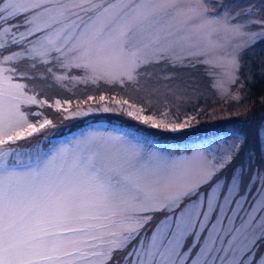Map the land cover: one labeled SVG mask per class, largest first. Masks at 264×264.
I'll use <instances>...</instances> for the list:
<instances>
[{
	"label": "snow or ice",
	"instance_id": "6c2138e0",
	"mask_svg": "<svg viewBox=\"0 0 264 264\" xmlns=\"http://www.w3.org/2000/svg\"><path fill=\"white\" fill-rule=\"evenodd\" d=\"M261 41L264 0H0V264H264V169L232 168L239 135L176 155L122 128L57 139L43 111L177 132L200 113L148 114L127 93L150 100L168 69L203 65L208 87L238 102L242 54ZM79 85L115 94L74 109L43 94Z\"/></svg>",
	"mask_w": 264,
	"mask_h": 264
},
{
	"label": "rangeland",
	"instance_id": "374dc122",
	"mask_svg": "<svg viewBox=\"0 0 264 264\" xmlns=\"http://www.w3.org/2000/svg\"><path fill=\"white\" fill-rule=\"evenodd\" d=\"M211 3H215L216 0H210ZM229 2L233 3L234 5H239L240 7L245 6L249 0H229ZM264 48V41L258 42L256 45H254L252 48L248 49L247 51H245L242 54V58H243V63H242V58H241V62L243 64V67L241 68L242 71L240 70L239 72V83L237 85H234L232 88L233 92H239L240 95V99L239 101H229V102H224L217 94L214 90H212L210 87H208V77L205 75V66L203 65H197L196 67L193 68H184V69H168V72H171L174 75V79L171 81L166 82L167 83V87H165V82H161V83H153L152 87L158 89V91L155 93V95L149 100L148 96L146 93L141 92V93H133V100L138 103V104H143L146 107H148L150 109L148 114H151V112L156 111L157 109H161L163 107L170 106L171 110L173 113H175L177 116H179V118L181 120H183L184 116L187 115L186 111L188 113V111L193 107V102L191 100H184L186 101L188 104L182 103L180 101L181 97H186V98H191V94H192V87H201V95L198 97L199 99H203L207 102V104L205 103V105L200 104L199 107L203 109L204 114H208L207 118H204L205 121H203V125H200V127H206V126H211L214 125V122H220L232 117H240L243 115V111H244V106L246 105V98H245V93H247V85L248 83L251 81L250 80V76H251V70H250V65H251V60L259 57V55L257 54V52L259 54L262 53V49ZM245 55V56H244ZM244 56V57H243ZM83 87H90L88 90H92V92H87L85 95V98H87L88 95H93L98 97L100 94H115V92H113L110 89H107L106 91L101 90L100 88H95L94 86H84L81 85ZM39 87V86H38ZM84 88H81L80 91L77 92H73L72 94H76L78 95V99H81L83 97V94L85 92H81L83 91ZM52 90V88L48 89V98L50 100H54L56 98H60L62 100L64 99H70V100H75V99H71V98H66L65 95L61 94L59 92V95H53L50 94V91ZM93 90H96L97 92H93ZM60 91H62L60 89ZM55 96V97H54ZM54 97V98H53ZM217 101H221L222 106L221 108L217 109V111L215 112H211L212 109H214L217 105ZM99 105H93V107H98ZM187 106L190 107L189 110H187ZM224 106V107H223ZM76 106L72 107L73 109ZM213 107L211 110H207L208 108ZM227 108V109H224ZM53 113H50V116H52L53 114H55V116H58V114L53 110ZM106 116L110 117V116H114L117 118H126V119H131L132 118L128 117L127 115L121 113V112H103V111H95L92 113H89L87 116H82L85 119L81 121L82 122H88L90 120H97V119H104ZM62 118V117H61ZM80 118V117H78ZM75 119V118H74ZM109 119H111L113 122H110V124H107V122L105 121H99V124H95V125H89V123H87L85 126L81 127H77V128H73L72 130L61 134L58 137H55L57 139L59 138H63L64 136H68L74 133H78L80 130L86 129L88 127H94L100 130H111L113 128H122V129H129L132 130L134 132H136L137 134L147 137L151 140H153L155 143L165 146V147H172L175 146L176 151L174 154L179 155L180 153V149H195V147L197 145H199L201 142L207 140L210 137H213L215 135H219L222 134L224 132H228V133H235L237 135H239L242 139H243V144L242 146H245V142L246 139L244 137V135L242 134V132L240 131V128L237 126L233 127H229L228 129H225L223 131H219V132H212L206 135H201L199 137H195L191 141H182L179 143H183V146L180 145H176L175 143H173L172 141H163L160 138L154 137L148 133H146L145 131H148L149 133H151L152 130L155 131H161V132H165V133H174L176 135H182V132H187L190 131L192 129H196V123L197 120L193 122V125L191 127L182 129L180 131L177 132H171V131H167L164 129H153L147 125L141 124L136 120L137 123L141 124V128H143V130L145 131H137L134 130L132 127L127 126L125 124H123L122 122L118 121V120H114L112 117H110ZM214 120V122H213ZM79 123V122H78ZM78 125V124H77ZM89 125V126H88ZM259 127H258V141H259V147H260V154L262 157V163L259 164H255L252 160L248 161L249 159L245 158L244 160L239 161L236 159L232 165V168H236L239 167L241 165L244 166V168L247 170L249 168H262L264 169V147H262L261 144V139H260V131L262 129H264V119L262 121H259ZM215 126V125H214ZM213 126V127H214ZM81 127V128H80ZM59 133V132H57ZM161 134V133H159ZM43 134H39V137H33L30 138L33 142L35 141V139L40 138L42 139ZM192 142V143H190ZM19 144L27 147L28 146V142L27 141H19ZM47 142H43L42 143V147L46 146ZM189 144V145H188ZM264 250V249H262Z\"/></svg>",
	"mask_w": 264,
	"mask_h": 264
},
{
	"label": "trees",
	"instance_id": "16d2710c",
	"mask_svg": "<svg viewBox=\"0 0 264 264\" xmlns=\"http://www.w3.org/2000/svg\"><path fill=\"white\" fill-rule=\"evenodd\" d=\"M262 53L259 54L257 52V54L259 55V57H256L254 59H252L251 65H250V70H251V76H250V82L247 85V93H245V98H246V105L244 106V113L242 116L240 117H232L226 120H223L220 122H214V125L211 126H206V127H200V125H203V121L204 118H207L208 114H204V111L202 108L199 107L200 104L205 105V103L207 104V102L203 99H199L198 97L201 95L202 91H201V87H192V96L191 98H186V97H181L180 101L182 103L188 104L186 101L184 100H191L194 104L193 107L189 110L190 107L187 106V111L186 114L187 115H196L198 112L200 113L197 116V123H196V129H192L190 131L187 132H182V135H176L174 133H165V132H161V131H155L152 130L151 133H149L148 131L143 130V128H141V124L137 123L136 121H133L131 119H126V118H117L114 116H110L112 117L114 120H118L120 122H122L123 124L132 127L134 130L137 131H145L146 133L160 138L163 141H172L173 143H175L176 145H180L183 143H179L182 141H191L193 142V139L195 137H199L201 135H206L212 132H219V131H223L225 129H228L230 126L233 127L237 126L240 128V131L242 132V134L244 135L246 142H245V146H241L240 148V152L238 157L236 158L239 163L240 161L244 160L245 158L249 159L248 161L252 160L255 164H259L262 163V157L260 154V147H259V141H258V127H259V121H262L264 119V48L262 49ZM245 56V55H244ZM243 56V57H244ZM242 58V57H241ZM241 62V60H240ZM242 63H243V58H242ZM241 63V68L243 67V64ZM240 68V70L242 71V69ZM39 86V85H37ZM81 88H84L83 91L81 92H85L83 94V97L81 99H86L85 95L87 92H92V90H88L90 87H83L81 85L77 86L76 89H70V90H62L60 91V89L57 88H52V90L50 91V94L53 95H59V92L63 95L66 96V98H71V99H75L72 100V107L76 106V101L79 100L78 99V95L76 94H72L73 92H77L80 91ZM101 90L106 91L107 89L105 87L100 88ZM77 90V91H75ZM48 89H45L44 91V95H47L48 97ZM93 92H97L96 90H93ZM55 95V96H56ZM127 95H130L131 98H133L134 94L133 93H127ZM54 96V97H55ZM53 97V98H54ZM70 100V99H68ZM222 103L221 101H217V105L214 109H212L213 107L208 108L207 110H211V112H215L217 111V109L221 108ZM224 107V106H223ZM227 109V108H224ZM43 111L49 116L50 113H53L52 110H50L49 108H45L43 109ZM58 114V113H57ZM110 117L106 116L104 119H97V120H90L88 122H82V120H84V117H80V118H75V119H71V120H63L60 116V114H58V116H55V114H53L52 116H50V118H53L56 121L57 124V128L54 130H49L51 132L54 133L55 137L60 136L63 133H66L70 130H72L73 128H77L79 126L83 127L85 126L87 123L92 124L94 122L97 121H105L107 122V124H110V122H113L111 119H109ZM79 122V123H78ZM78 124V125H77ZM214 126V127H213ZM80 127V128H81ZM59 132V133H57ZM161 133V134H159Z\"/></svg>",
	"mask_w": 264,
	"mask_h": 264
}]
</instances>
